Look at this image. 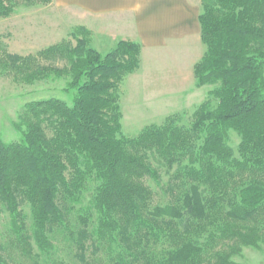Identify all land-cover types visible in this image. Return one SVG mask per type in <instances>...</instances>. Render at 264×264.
<instances>
[{"label":"trees","instance_id":"trees-1","mask_svg":"<svg viewBox=\"0 0 264 264\" xmlns=\"http://www.w3.org/2000/svg\"><path fill=\"white\" fill-rule=\"evenodd\" d=\"M20 2L0 0V17ZM201 4L206 51L196 85L219 84L209 93L217 103H201L190 126L174 114L135 137L121 135L120 85L139 67L140 43L122 40L103 54L83 26L76 44L36 54L10 53L0 41V73L28 84L71 78L63 90L73 92L71 105L58 97L26 103L21 138L0 139V211L10 214L21 253L31 256L33 243L52 249L56 229L69 231L83 264H234L245 247L264 244V0ZM229 130L241 135L239 158ZM162 167L170 175L165 205L147 183L162 179ZM91 181L95 192L79 208ZM4 250L0 264H19Z\"/></svg>","mask_w":264,"mask_h":264},{"label":"rangeland","instance_id":"rangeland-1","mask_svg":"<svg viewBox=\"0 0 264 264\" xmlns=\"http://www.w3.org/2000/svg\"><path fill=\"white\" fill-rule=\"evenodd\" d=\"M16 6L13 14L8 17H0V41L7 46L10 53L20 55L36 54L38 51L63 40H69L76 44L73 36L75 28L83 26L89 31L86 25H82L81 20L69 10L60 9L53 2L45 4L43 2L30 3L25 0ZM91 32V31H90ZM83 34L80 33V37ZM91 46L92 33H90ZM51 61H43L47 64ZM63 66L64 61H59ZM71 78H58L51 76L37 80L31 84L16 81L12 75L0 73V139L5 142L18 141L21 134L16 127L19 116L26 103L58 97L72 104L73 92H64L67 82ZM186 85V84H185ZM216 85H205L197 87L196 84L181 86L180 90L171 89L173 92L166 93L170 96L163 98H152L139 92L136 89L137 83L131 76H125L120 85V109L122 112L121 135L127 137L137 136L146 126L150 124H161L170 115L179 116V124L190 126L193 114L201 103L207 99H213L209 95L210 91L217 88ZM168 86H160V94H165ZM163 90V91H162ZM213 106L216 99H213ZM241 135L235 130L228 132V144L233 148L235 156L240 157L239 146ZM162 179L155 181L148 179V185L155 193V201L165 205L170 201V196L165 187L169 179L164 167L161 168ZM96 188V183L91 181L88 189L84 192L82 202L77 206L86 207ZM29 225L32 224L33 217L28 204L22 206ZM70 225L79 224L75 218ZM16 235L13 233L11 217L8 211H0V246L4 251L11 254L19 264H83L76 256V250L69 238V231L57 229L51 233L52 249L41 251L33 243V253L27 256L21 253L12 245ZM26 254V255H24ZM40 254L39 257H34ZM90 259L96 258L94 254L88 253ZM95 261V259H93ZM234 264H264V244L259 247H245L240 255L233 258Z\"/></svg>","mask_w":264,"mask_h":264},{"label":"crops","instance_id":"crops-1","mask_svg":"<svg viewBox=\"0 0 264 264\" xmlns=\"http://www.w3.org/2000/svg\"><path fill=\"white\" fill-rule=\"evenodd\" d=\"M52 2L90 29L93 47L103 54L122 40L141 44L139 67L127 75L136 80L137 91L152 98H170L166 93L196 84L194 67L206 51L199 21L201 0ZM163 84L169 87L160 94Z\"/></svg>","mask_w":264,"mask_h":264}]
</instances>
